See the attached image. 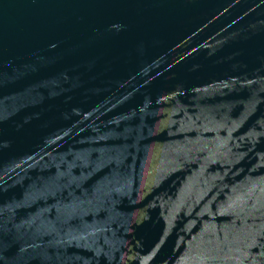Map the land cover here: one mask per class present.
<instances>
[{
    "label": "water",
    "instance_id": "water-1",
    "mask_svg": "<svg viewBox=\"0 0 264 264\" xmlns=\"http://www.w3.org/2000/svg\"><path fill=\"white\" fill-rule=\"evenodd\" d=\"M0 264H264V0H0Z\"/></svg>",
    "mask_w": 264,
    "mask_h": 264
}]
</instances>
